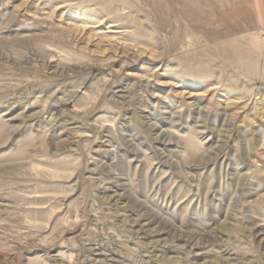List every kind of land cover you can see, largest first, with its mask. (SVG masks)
<instances>
[{"label": "rangeland", "instance_id": "374dc122", "mask_svg": "<svg viewBox=\"0 0 264 264\" xmlns=\"http://www.w3.org/2000/svg\"><path fill=\"white\" fill-rule=\"evenodd\" d=\"M0 264H264V0H0Z\"/></svg>", "mask_w": 264, "mask_h": 264}]
</instances>
